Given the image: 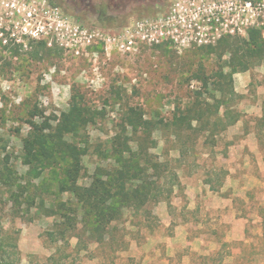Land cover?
Returning a JSON list of instances; mask_svg holds the SVG:
<instances>
[{"label":"rangeland","instance_id":"rangeland-1","mask_svg":"<svg viewBox=\"0 0 264 264\" xmlns=\"http://www.w3.org/2000/svg\"><path fill=\"white\" fill-rule=\"evenodd\" d=\"M127 3L0 0L2 264H264V60L233 74L236 95L220 109L204 83L246 57L250 30L264 37V0ZM73 97L93 119L67 137L86 148L85 186L113 164L130 107L153 122L198 101L211 111L192 129L151 134L149 152L163 164L149 174L154 196L125 209L101 244L80 224L65 234L56 224L78 209L57 187L69 161L39 178L23 161L30 121L57 126Z\"/></svg>","mask_w":264,"mask_h":264},{"label":"trees","instance_id":"trees-1","mask_svg":"<svg viewBox=\"0 0 264 264\" xmlns=\"http://www.w3.org/2000/svg\"><path fill=\"white\" fill-rule=\"evenodd\" d=\"M249 34L250 38L244 47L246 59H241L237 63L230 59V62L225 63L218 72L213 85L208 82L207 76L204 77L206 89L211 88L214 91L212 95L214 103L207 102L209 106L220 109L221 106L227 105L229 99L236 95L233 74L238 70H248L251 64H255L256 59L264 60L263 32L253 29ZM224 68H228V71ZM209 84L212 86L210 87ZM216 92H220L219 97H216ZM199 95L201 98L203 92ZM197 104L202 106L199 101L182 109L176 106L173 117L168 121L159 119L153 122L145 119L142 109L137 107H130L124 111L125 123H120L110 145L116 152L114 162L106 169L98 168L88 186L79 183L84 169L83 157L87 154L86 148L82 147L83 143L69 140L67 137L75 135L80 129L86 130L93 120L88 117L90 111L73 97L69 110L63 112L57 126L50 125L47 120L42 124L30 121L32 128L23 143V161L29 166L27 173L39 178L50 163H57L59 158L69 161V165L64 169V176L58 180L57 187L63 194L68 193L77 199L78 209L74 210L73 215L66 211L60 212L61 222L56 221V224L60 223V232L65 234L66 230L76 228L80 224L84 231L100 244L107 241V238H112L111 227L121 220L124 210L130 207L139 208L154 196L152 189L158 182L154 178L150 179L149 174L153 169L161 170L163 164L155 161L152 158L153 154L149 152V144L154 142L151 134L163 128L171 129L173 133L183 130L184 126L192 129L190 124L194 120L205 123L208 116L206 112L211 113V111L207 110V107L198 108ZM36 114L37 112H34L32 118ZM237 118L229 123L235 122ZM142 136L141 141L137 139ZM52 206L48 207V211L53 215L56 214L54 212L57 209ZM60 206L65 205L62 203ZM74 215L80 217L75 225ZM0 264H2L1 260Z\"/></svg>","mask_w":264,"mask_h":264},{"label":"flooded vegetation","instance_id":"flooded-vegetation-1","mask_svg":"<svg viewBox=\"0 0 264 264\" xmlns=\"http://www.w3.org/2000/svg\"><path fill=\"white\" fill-rule=\"evenodd\" d=\"M82 1L85 2L86 0H82ZM91 1H93V0H91ZM112 1L114 2V0H112ZM127 1H128L129 3L132 2V0H127ZM129 3H127V4H129ZM128 6H129V5H125V7L123 6V9L127 8Z\"/></svg>","mask_w":264,"mask_h":264}]
</instances>
